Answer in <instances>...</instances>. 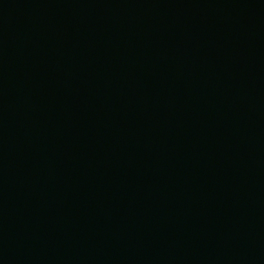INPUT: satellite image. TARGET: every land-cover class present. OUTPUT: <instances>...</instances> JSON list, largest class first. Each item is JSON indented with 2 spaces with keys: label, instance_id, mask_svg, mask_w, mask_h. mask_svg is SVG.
<instances>
[{
  "label": "water",
  "instance_id": "water-1",
  "mask_svg": "<svg viewBox=\"0 0 264 264\" xmlns=\"http://www.w3.org/2000/svg\"><path fill=\"white\" fill-rule=\"evenodd\" d=\"M0 264H264V0H0Z\"/></svg>",
  "mask_w": 264,
  "mask_h": 264
}]
</instances>
